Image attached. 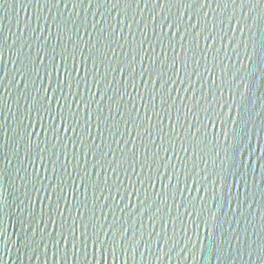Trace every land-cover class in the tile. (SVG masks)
I'll return each instance as SVG.
<instances>
[{"label":"snow or ice","instance_id":"1","mask_svg":"<svg viewBox=\"0 0 264 264\" xmlns=\"http://www.w3.org/2000/svg\"><path fill=\"white\" fill-rule=\"evenodd\" d=\"M16 2L12 0L13 7ZM8 4L9 0H0V8ZM32 5L37 25L32 27L29 20L19 34L11 33L16 37L11 43L0 25V132L6 137L0 141V165L10 164V157L21 165L15 177L0 166V264L13 248L30 260H38L41 249L45 256L51 249L57 264H108L109 257L117 261L129 254L133 260L137 255L144 260L146 253L161 264L173 254L198 261L197 250L188 248L192 240L183 227L184 215L210 213L214 204L222 208L221 201L232 197L233 189L238 209L250 210L257 191L264 196V187L257 184L259 173L264 185V141L257 139L253 145L242 130L247 124L242 126L236 118L230 128L208 100L204 86L199 95L196 90L203 78L201 60L207 61L210 51L215 53L212 67L218 66L217 37L223 41L237 30L243 36L245 28L251 32L259 26L264 39V0H27V6ZM249 18L252 24H247ZM233 20L238 28L231 27ZM228 39L238 57L241 43L246 53L249 43L255 44L252 36ZM260 46L264 48V42ZM8 62L13 64L11 70ZM204 70L212 73L207 64ZM254 81L253 74L248 92ZM14 87L16 127L7 136L8 99ZM181 90L191 96H182ZM240 95L246 98L245 92ZM217 120L223 124V141L216 136L220 163L213 160L209 168L199 145L207 140L208 125L215 127ZM196 158L205 164L200 169L203 183L193 180L190 185L189 177L199 163L189 170V161ZM16 179L20 184L14 190L22 195L13 197L9 189ZM193 185L205 195H185ZM173 205L177 210L184 207V213L172 216ZM13 214L19 227L9 233L6 217ZM145 216L151 226L147 239ZM176 220L184 239L176 238ZM170 221L171 236L166 231ZM206 228L207 234L198 239L212 244L219 264H233V257L244 256L264 264V237L248 243L245 231L241 247V237L226 238L218 219ZM207 250L205 243L200 254Z\"/></svg>","mask_w":264,"mask_h":264},{"label":"water","instance_id":"2","mask_svg":"<svg viewBox=\"0 0 264 264\" xmlns=\"http://www.w3.org/2000/svg\"><path fill=\"white\" fill-rule=\"evenodd\" d=\"M22 3L25 6L22 7ZM61 7L63 6L61 5ZM237 11L239 12V9H237ZM245 11H247V9H245ZM36 15L37 12L35 5L27 6V0H19V2L15 3L14 7L12 5V0H9L7 7L0 8V25L3 26L4 34L9 36V43L16 39V37L12 36L11 33L19 34V31L24 28V25L29 20L31 21L32 27L37 25ZM145 15L147 14L145 13ZM115 17L116 13H112L113 23H115ZM88 19L89 21L92 20L91 13L88 14ZM96 19H99V16H97ZM252 23V20L249 18L247 20V24ZM225 25H228L227 21H225ZM135 27L136 26L133 25V31H135ZM231 27L238 28L235 20L231 22ZM124 31L127 33L128 29L125 27ZM244 33L245 34L243 36L239 30H237L235 33H228V37L235 36L242 41L246 40L248 36L255 38L254 45L249 43L247 53L245 52L244 43L239 45V57L232 52V48L229 46L228 37H225L223 41H221L219 37L216 38L214 42L215 47L221 49L220 56L217 58V61H215V63H218V66L214 68L212 67L214 63L213 56L215 53L210 51L207 61L203 59L201 60V72L203 73V78L199 83L196 84V90L197 94L199 95L201 84L204 86V91L208 93V100L212 101L215 111L220 113L230 128L234 123L233 118H236V122L240 123L242 126L247 124V127L243 128L242 130L247 132L248 138H250L252 144L255 145L257 139L264 141V48L260 46L261 43L264 42V39H262V33L259 26H255L254 30L251 32L248 28H245ZM149 34L151 35V32ZM129 39H131V37H129ZM177 40L179 41V37H177ZM207 43H213V41H208ZM232 43L235 44V40H233ZM201 46H205L203 38H201ZM225 48H227V53L224 50ZM117 51L119 52L120 49L117 48ZM157 51L159 52V48H157ZM177 51H179L178 46ZM171 55L172 53L169 51V56ZM5 61H9V57L7 55L5 56ZM205 64H207L209 68H212V73L204 70ZM7 67L9 70H11L13 68V64L8 62ZM253 74L255 75V81L252 84L251 91L248 92L247 83L251 81ZM242 76L245 77L243 82L241 81ZM193 80H196L195 76L193 77ZM6 82L7 81H5V83ZM45 83H47V81H45ZM19 87L22 88L23 84H20ZM149 87H152V85H149ZM234 88L239 89V91H236L235 93V99H233ZM129 91H132L131 87H129ZM241 92H245L246 98L241 97ZM213 93L215 94L214 97L212 95ZM180 94L182 96H191V93H184L183 90H181ZM17 95L18 93L14 87L11 96L8 99L11 113L8 114V119L5 122L6 127L9 128L7 136H12L13 133L11 129L16 127V118L13 114L16 113L18 107V105L15 103ZM173 95H175V93H173ZM20 103L23 104V100H21ZM179 103L180 101H177V104ZM221 105H223V107H221ZM23 111L24 110L21 109V112ZM183 111L184 109L181 108V112ZM200 115L203 119L202 112ZM173 117H175V111H173ZM0 119H2V117H0ZM25 122L27 123V120ZM167 123L168 121L165 120V124ZM222 129L223 124L220 120L216 121L215 127L209 124L207 129V140L203 144L199 145V148L202 149L201 155H203L204 159L207 160L209 168H211L213 160H215L216 164L220 163V159L216 157V152L219 150L216 136L218 135L219 140L221 142L223 141ZM4 139H6V137L2 132H0V141ZM69 148L71 151V146H69ZM177 148H179V143H177ZM180 155L184 156L185 154L181 152ZM220 155L223 156L222 151L220 152ZM20 156L23 157V148L20 150ZM10 158V164L5 162L0 166L5 167L7 171L11 173V177H15L16 168L20 167L21 165L19 160L16 158ZM25 163H27V161H25ZM193 163H199V168L195 169V171H192V174L189 177V184L192 185L193 180H199L200 183H203V173L200 172V169H204L205 164L198 158H196L194 161L190 160L189 170L192 169ZM197 173H200V175L198 176ZM133 179H135V177H133ZM183 179L184 175L182 174L181 180L183 181ZM211 179L212 176H209V181ZM10 182V180L5 181L6 184ZM166 182L167 181L165 180V183ZM19 184L20 181L16 179L14 187L9 189V191L13 192V197L22 195L21 192L14 190V188L19 187ZM257 184L261 187H264V185H261L260 183L259 173H257ZM181 186L183 187V184ZM241 193H243V189H241ZM185 195L197 196L205 195V193L202 188L201 191L197 193L195 190V185H193L192 192H186ZM235 196L236 190L233 189V196L229 197L228 200L221 201V204L223 205L222 208L214 204L210 213L205 212L202 215H198L195 211H193L191 216H183V227L187 229V236L191 237L192 240V243L188 244V248H194L197 250L196 254L199 256L198 261H194L191 255H188L187 259H184L183 256H177L176 254H173L171 260L165 259L163 260L162 264H219V261L215 259L214 248L212 244L206 240L198 239V237H203L207 234V223H216L217 219L219 220V223L223 225L226 238L232 236L233 234H238L241 237V247L243 246L245 240V231L247 232L248 243H251L252 240H259V238L264 237V219H262L264 218V196L261 195L260 191H257L255 202L252 204V208L250 210H248L246 206L243 209H238L234 199ZM11 199L12 197H10V202ZM69 199H71V193H69ZM89 199H91V194H89ZM241 199H243V195H241ZM133 202H135V198H133ZM177 202H179V194H177ZM125 203H127V198ZM169 203H172L171 196H169ZM200 203L201 202L199 200L196 201V205L198 207L200 206ZM37 208L39 209L38 204ZM189 210H191V208ZM105 211H107V209ZM177 211L184 213L185 209L184 207H180L179 210H177L175 205H173L171 215L176 216ZM241 212L244 213L243 216L241 215ZM116 214L120 215L118 211ZM109 220H111V216L109 217ZM6 222L9 233H16L19 225L15 220V214L7 216ZM144 223L148 225V228L144 230V236L145 239H147V232L151 230L150 222L148 221L147 216L144 217ZM229 225H231V230H229ZM181 227L180 220H176L175 228L177 230V239L186 238L184 233L180 231ZM48 228L49 231L54 230L52 225H49ZM137 228H139V224H137ZM160 230L161 226L158 223L156 226V231L159 232ZM166 231L168 232L169 236L173 234V223L171 221L169 222ZM12 238L16 239L17 237L13 235ZM205 243L208 244V250L205 255H201L200 249H202ZM141 247L143 248V246ZM152 247L153 251L157 250L155 237L152 241ZM236 247L235 241H233V249ZM165 251H167V249H165ZM176 251L179 252V248H177ZM89 252L91 253V248L89 249ZM160 254L163 255V253ZM241 255H243V253H241ZM3 259L5 264H57V260L53 258V251L51 249L47 251L46 256L45 250L41 249L40 258L37 260L35 257H32L30 260L29 255L17 253L15 248H13L11 252H8L4 255ZM245 261H247V264H259V262L255 260V257H253L251 261L248 260L247 256H244L243 260H238L233 257V264H245ZM73 264H76V262H73ZM108 264H161V262L157 261L154 256H149L146 253L144 260H141L139 255L135 257V260H133L131 254H129L127 258L120 257L117 261H112L111 257H109Z\"/></svg>","mask_w":264,"mask_h":264}]
</instances>
